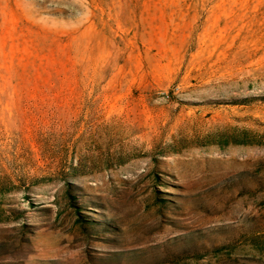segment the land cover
Wrapping results in <instances>:
<instances>
[{
	"label": "rangeland",
	"instance_id": "374dc122",
	"mask_svg": "<svg viewBox=\"0 0 264 264\" xmlns=\"http://www.w3.org/2000/svg\"><path fill=\"white\" fill-rule=\"evenodd\" d=\"M0 264H264V0H0Z\"/></svg>",
	"mask_w": 264,
	"mask_h": 264
}]
</instances>
